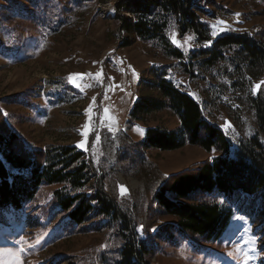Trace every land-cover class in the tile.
Masks as SVG:
<instances>
[{
  "label": "rangeland",
  "instance_id": "obj_1",
  "mask_svg": "<svg viewBox=\"0 0 264 264\" xmlns=\"http://www.w3.org/2000/svg\"><path fill=\"white\" fill-rule=\"evenodd\" d=\"M118 1L28 0L12 9L9 23L0 9V104L11 126L36 146L75 145L85 151L97 177L104 175L105 189L121 213L115 220L92 215L74 223L54 194L66 184H43L22 209L0 210V264H119L125 235L144 245L143 261L136 255L133 264H264L263 220L252 216L258 198L242 192L206 195V200L232 201L238 208L230 227L215 241L171 228L173 218L154 201L155 190L169 174L222 152L191 144L172 151L143 145L147 127L179 126L168 110L145 121L129 114L147 93L153 66H166L169 79L203 105L209 85L208 80L190 78L180 61L138 38L122 46L127 34L118 31L114 19ZM0 3L6 5L7 0ZM199 3V14L215 37L264 28V0ZM168 30L188 55L210 45L198 43L192 32L181 36L175 20ZM228 93L221 98L227 100ZM225 106L206 111L230 139L229 154H234L242 135L257 134L256 116L242 104L237 126L226 119ZM260 140L264 146V136ZM121 186L126 188L123 194ZM83 191L91 193L92 183Z\"/></svg>",
  "mask_w": 264,
  "mask_h": 264
},
{
  "label": "trees",
  "instance_id": "obj_2",
  "mask_svg": "<svg viewBox=\"0 0 264 264\" xmlns=\"http://www.w3.org/2000/svg\"><path fill=\"white\" fill-rule=\"evenodd\" d=\"M25 1L28 0L0 3L1 15L7 16V23L12 9L22 7ZM199 2L119 0L114 19L118 31L127 34L122 46H129L132 38H138L159 49L165 57L180 61L190 78L208 80L203 105L169 79L166 66H153L149 70L152 79L146 83L147 93L135 102L129 114L137 121H145L164 110L177 117L176 129L147 127L143 141L147 148L172 151L191 144L222 152L169 174L154 192L157 206L174 220L171 228L215 241L230 227L238 208L233 207L232 201L206 200V195L211 198L215 194L232 196L242 192L258 198L259 206L252 216L262 219L264 225V146L260 140L264 136V28L255 33L215 37L209 23L199 14ZM173 20L181 36L192 32L198 43L210 45L186 54L168 35ZM186 58L188 62H184ZM256 85H260L257 90ZM225 91L229 92L227 100L220 96ZM244 103L255 113L257 134L242 135L234 154H229L231 141L206 108L225 104L226 119L238 126ZM103 179L104 175L97 177L86 152L75 145L41 147L27 142L11 126L0 104V210L22 209L43 184L64 183L67 187L56 189L54 194L69 220L82 224L92 215L115 220L121 213ZM91 183L93 191L82 192ZM121 219L128 229L126 216ZM132 236L125 235L119 264H133L131 259L136 255L143 261V242Z\"/></svg>",
  "mask_w": 264,
  "mask_h": 264
},
{
  "label": "snow or ice",
  "instance_id": "obj_3",
  "mask_svg": "<svg viewBox=\"0 0 264 264\" xmlns=\"http://www.w3.org/2000/svg\"><path fill=\"white\" fill-rule=\"evenodd\" d=\"M174 42H175V40H174ZM70 80H71L73 83H75V79H74V78L70 77ZM262 83H264V82H262ZM259 87H260V85H256V86H255V89H259ZM125 191H126V188H124V186H121V193L123 194Z\"/></svg>",
  "mask_w": 264,
  "mask_h": 264
}]
</instances>
